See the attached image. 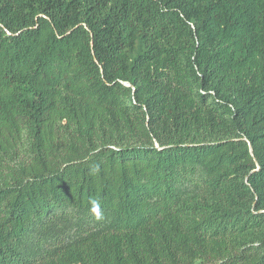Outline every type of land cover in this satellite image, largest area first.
<instances>
[{
    "label": "trees",
    "instance_id": "obj_1",
    "mask_svg": "<svg viewBox=\"0 0 264 264\" xmlns=\"http://www.w3.org/2000/svg\"><path fill=\"white\" fill-rule=\"evenodd\" d=\"M0 163V264H264V0H0Z\"/></svg>",
    "mask_w": 264,
    "mask_h": 264
},
{
    "label": "rangeland",
    "instance_id": "obj_2",
    "mask_svg": "<svg viewBox=\"0 0 264 264\" xmlns=\"http://www.w3.org/2000/svg\"><path fill=\"white\" fill-rule=\"evenodd\" d=\"M13 164V163H10ZM7 165H3L0 163V182H4L6 179L10 180L12 178L11 172L8 170Z\"/></svg>",
    "mask_w": 264,
    "mask_h": 264
},
{
    "label": "water",
    "instance_id": "obj_3",
    "mask_svg": "<svg viewBox=\"0 0 264 264\" xmlns=\"http://www.w3.org/2000/svg\"><path fill=\"white\" fill-rule=\"evenodd\" d=\"M128 84V83H127ZM129 85V84H128ZM251 149H252V147H251Z\"/></svg>",
    "mask_w": 264,
    "mask_h": 264
}]
</instances>
